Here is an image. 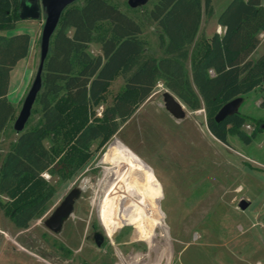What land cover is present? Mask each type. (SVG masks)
Instances as JSON below:
<instances>
[{"label": "rangeland", "instance_id": "1", "mask_svg": "<svg viewBox=\"0 0 264 264\" xmlns=\"http://www.w3.org/2000/svg\"><path fill=\"white\" fill-rule=\"evenodd\" d=\"M110 1L140 23L145 51L161 55L159 26L147 15L153 0L137 7L129 6L127 0ZM226 1L213 0L212 14L202 13L190 52L202 34L210 36L216 31L217 15ZM261 4L264 5V0ZM38 9L37 17L19 19L14 27L1 30L7 35L27 31L31 43L28 54L10 71L8 97L15 107V116L0 131V159L18 133L13 121L39 63L45 21L40 0ZM258 36L260 42L251 53L252 59L264 51V31ZM99 51V43L90 44L92 54ZM185 63L189 67L190 58ZM123 83L122 76L112 82L107 102H111ZM166 89L158 80L150 95L102 146L95 148L94 142L92 155L73 175L63 179L48 171L54 195L28 227H17L0 207V264H264V105L261 104L264 89L256 87L240 94L242 100L237 111L246 116L241 128L247 133L256 130L249 143L235 134H228L225 142L216 138L206 124L204 108L191 109L174 93L184 104L186 114L182 119L173 117L162 105ZM37 118L38 114H33L27 126ZM117 139L152 169L154 184L161 192L159 209L169 236L170 255L159 227L153 231L159 248L154 250L146 242L138 202L120 211L110 233L102 222V203H108L109 193L99 181L105 168L111 166L109 150ZM59 165L55 162L52 167ZM140 180L141 176L136 177L135 183ZM82 182L84 188L60 230L48 229L43 220L71 187ZM151 191L147 190L148 195ZM242 199L247 202L244 208L239 205ZM152 207L153 203L146 206L147 217ZM96 234L100 235L99 243Z\"/></svg>", "mask_w": 264, "mask_h": 264}, {"label": "trees", "instance_id": "2", "mask_svg": "<svg viewBox=\"0 0 264 264\" xmlns=\"http://www.w3.org/2000/svg\"><path fill=\"white\" fill-rule=\"evenodd\" d=\"M74 2L61 12L50 37L41 87L25 127L0 159V207L21 228L41 215L54 195V185L42 172L63 179L73 175L92 155L94 142L95 148L102 146L158 80L189 108L203 107L209 130L221 141L235 134L249 143L256 135L255 129L247 133L241 128L246 116L239 111L221 121L214 115L231 98L264 89V51L250 57L264 31L261 0H228L216 18L222 31L200 36L191 52L202 13L212 14L213 0H153L147 15L160 29L159 56L145 51L140 23L116 3ZM19 19L20 1L0 0V131L15 116L8 97L10 70L31 43L27 31L7 35L1 30ZM91 43H99L100 51L92 54ZM118 76L123 86L107 102ZM35 113L37 120L27 126Z\"/></svg>", "mask_w": 264, "mask_h": 264}, {"label": "bare ground", "instance_id": "3", "mask_svg": "<svg viewBox=\"0 0 264 264\" xmlns=\"http://www.w3.org/2000/svg\"><path fill=\"white\" fill-rule=\"evenodd\" d=\"M109 158L111 166L105 168L103 179L99 181V185L102 184L104 190L109 193L107 194L108 203H102L103 208H101V219L107 231L110 233L115 217L124 207L138 202L143 214L142 233L146 242L154 250L159 248V245L154 242L153 234L154 228L159 227L163 245L170 255L169 236L163 223V214L159 209L161 192L160 188L154 184L151 167L120 139L111 146ZM138 176H141V180L136 184L135 179ZM148 189L152 190L151 195H148ZM149 203H153V209L150 217H147L148 213L145 212Z\"/></svg>", "mask_w": 264, "mask_h": 264}, {"label": "water", "instance_id": "4", "mask_svg": "<svg viewBox=\"0 0 264 264\" xmlns=\"http://www.w3.org/2000/svg\"><path fill=\"white\" fill-rule=\"evenodd\" d=\"M20 1V14L24 18L37 17L39 14V0H19ZM75 0H40L45 13V21L43 23L41 38H40V56L37 70L34 79L22 101L21 107L13 121V128L16 132L22 131L31 114V109L35 102L38 91L42 83V69L44 60L49 50V42L52 33L54 32L58 19L64 8L74 2ZM148 0H127L131 7L144 5ZM242 100L240 95L226 101L217 110L214 115L216 121H221L227 115L236 112ZM162 105L164 108L175 118L182 119L186 114L184 104L168 89L162 93ZM264 126V125H263ZM84 182L74 185L65 194L63 199L51 211V213L43 220L44 225L52 230L59 231L63 220L70 215L73 209L75 199L80 195L81 190L84 188ZM240 207L244 208L247 202L242 199L239 202ZM96 241L99 243V237L96 236Z\"/></svg>", "mask_w": 264, "mask_h": 264}, {"label": "crops", "instance_id": "5", "mask_svg": "<svg viewBox=\"0 0 264 264\" xmlns=\"http://www.w3.org/2000/svg\"><path fill=\"white\" fill-rule=\"evenodd\" d=\"M227 2H228V1L224 2V5H225ZM222 29H223V27H222L220 24L217 23V29H216V31H217V32H221ZM196 35H197V34H196ZM202 35H203V36H206V35H204V34H202ZM202 35H201V36H202ZM97 48H98L97 50H99V46H98V45H97ZM252 52H253V51H252ZM252 52H251V53H252ZM250 56H251V54H250ZM189 67H190V66H189ZM10 71H11V70H10ZM9 80H10V79H9Z\"/></svg>", "mask_w": 264, "mask_h": 264}, {"label": "built area", "instance_id": "6", "mask_svg": "<svg viewBox=\"0 0 264 264\" xmlns=\"http://www.w3.org/2000/svg\"><path fill=\"white\" fill-rule=\"evenodd\" d=\"M98 113H100V112L98 111ZM42 175H43L46 179H48V177H49L48 170L43 171V172H42Z\"/></svg>", "mask_w": 264, "mask_h": 264}, {"label": "flooded vegetation", "instance_id": "7", "mask_svg": "<svg viewBox=\"0 0 264 264\" xmlns=\"http://www.w3.org/2000/svg\"><path fill=\"white\" fill-rule=\"evenodd\" d=\"M96 236H98V237H99V239H100V235H99V234H98V235L96 234V235H95V238H96Z\"/></svg>", "mask_w": 264, "mask_h": 264}]
</instances>
